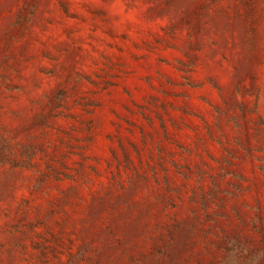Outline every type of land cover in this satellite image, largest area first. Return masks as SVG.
I'll return each mask as SVG.
<instances>
[{
	"label": "rangeland",
	"instance_id": "374dc122",
	"mask_svg": "<svg viewBox=\"0 0 264 264\" xmlns=\"http://www.w3.org/2000/svg\"><path fill=\"white\" fill-rule=\"evenodd\" d=\"M0 264H264V0H0Z\"/></svg>",
	"mask_w": 264,
	"mask_h": 264
}]
</instances>
